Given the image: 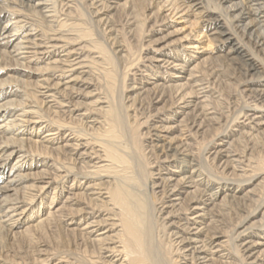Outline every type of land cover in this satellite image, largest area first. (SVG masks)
<instances>
[{"label": "bare ground", "instance_id": "bare-ground-1", "mask_svg": "<svg viewBox=\"0 0 264 264\" xmlns=\"http://www.w3.org/2000/svg\"><path fill=\"white\" fill-rule=\"evenodd\" d=\"M129 1L0 0V264H264V175L234 145L264 129L262 64L235 32L264 45V0L156 3L201 14L238 61L253 100L229 124L208 104L205 53L169 41L160 7L152 55L123 94L111 16ZM133 96L142 121L126 111ZM220 121L197 153L192 138Z\"/></svg>", "mask_w": 264, "mask_h": 264}, {"label": "rangeland", "instance_id": "rangeland-1", "mask_svg": "<svg viewBox=\"0 0 264 264\" xmlns=\"http://www.w3.org/2000/svg\"><path fill=\"white\" fill-rule=\"evenodd\" d=\"M208 1L209 2H207V6L210 8H214L215 7L213 6L214 0L213 1L208 0ZM158 2L159 0H138V2L137 0H130L125 6H122L121 8H119L118 9L119 11L118 10L115 11L112 14L113 16H111L112 18L111 22L116 30L115 34L117 33L115 35L117 38V40L115 38L116 40L115 45L120 46V48H122L123 50L127 49L124 52V56L126 58L125 61L126 60L127 61L126 62L124 61L125 65L121 64L123 66V69H121L122 70L121 73H124L123 71L125 69L127 70L125 72L126 74L124 77L125 79L123 80V83H122V85L124 86L123 94L129 95V92L126 89L127 83L130 82L133 77L138 78V75H137L138 71H136V69H138L139 67L140 68L143 67L142 64L147 65L148 64L147 58L152 55V51H151L152 49L150 48L152 47L154 48L155 46L153 43L149 42V40L154 38L152 35L153 29L150 27L151 18H152L151 12L154 10H157V7H160L161 10L158 9L156 13L155 12L154 13L159 14L161 17H164V19L168 17L166 21H168V23L171 25L170 30L171 31H173L174 29L176 30V31L174 30L175 32H173L176 35L170 37L169 41H172V40L175 41V38L178 39L179 37L181 38L183 36L187 39L188 42H191L192 45L196 47V49L198 48L197 50H201L205 53L204 57L206 58L204 59V62L202 64V66L203 65L204 66L203 67L201 66L203 69V73H201L200 76L204 75L203 77L201 76V78L204 81H206L204 83H205V86L207 87L208 94H210L208 95V104L211 106L214 105L213 107L216 106L215 109L216 111H218V116L220 117L222 121L225 122L227 120L226 123L229 124L231 120L233 121V120L238 119V112L240 111L239 112V116H240L245 110L244 105L249 104V102L251 103L253 100L252 94L248 91L249 89L248 86L244 84L245 80L243 81L242 79L238 61H236V59H232L233 61L232 62L231 59L225 58L224 56L220 55V53L216 51L215 43L210 40L208 33L204 29H202L201 26H199L202 23L201 16H200L201 14L194 15V17L196 18L188 16L187 18H189L190 22L189 21L187 22V21H184L185 19L181 16V13L179 14L175 13L171 9L170 5L163 7V6H160L162 4H156ZM131 8L132 9L134 8V9L132 10ZM134 21L139 24L135 26ZM177 31H179V33ZM238 31L235 30L236 34L238 35V38H240V40L243 42L244 47L247 48L249 51L251 50L253 55L259 60L260 64H262L261 74L264 75V47H263L264 45L263 46L256 45L254 36L251 38H248V36L246 37V35ZM172 43L175 44V42H172ZM128 62L134 65L135 67L130 65ZM134 71L136 73H134ZM205 77H207L208 80ZM136 100L137 98L133 96L130 98L129 103H126V106H127L126 111H128L127 112L128 114H131V119H134L135 122L140 120V118L144 120L148 116V114L145 113L147 112V109L140 107ZM142 114L144 116H142ZM132 115H133V118H132ZM222 121H220L221 123L219 122L218 124L213 126L214 129L213 128L212 129L214 131L210 129L204 135L199 136L201 139L197 136L192 138V141L196 139L194 141V145H195L197 153L199 154L201 153L203 155V153H205L206 150L211 149V146H207V145L215 138L214 135L216 131L219 130V128L221 129V127L222 128L224 127L223 125L224 122ZM140 130L141 128L139 127L138 131L140 132ZM142 138L143 137L141 136L140 142L143 141ZM183 140L185 141L186 138H184V136H181L179 137V139H177V142H180ZM234 145L237 147L239 152H243V155L245 158L247 159L249 158V165H250V168L252 169L251 171H254V172L260 171V173H263L262 175H264V129H262V131L260 130L259 133L254 132L253 137H247L245 135H242L238 138L236 137L234 141ZM255 161H258V162H255ZM211 166L215 170H217L213 166V164H211ZM257 193L261 197L264 196V179H263V183L261 184V187L258 186ZM237 202L238 201H236L235 203L234 201L229 204V206L233 207V209H229V213L231 215L228 214V216H226L228 219H230V222H232V220L235 219L238 214L239 215L242 214V209H241L242 206ZM249 204L251 205L252 203H249ZM47 233L50 235H48ZM51 234L52 233L51 232L49 233V231H46L45 233V235H48L47 237H49V239L54 238V233L52 235Z\"/></svg>", "mask_w": 264, "mask_h": 264}]
</instances>
